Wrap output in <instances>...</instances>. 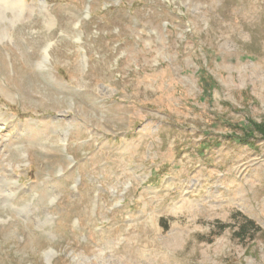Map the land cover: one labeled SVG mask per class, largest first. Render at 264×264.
Masks as SVG:
<instances>
[{
  "label": "rangeland",
  "instance_id": "obj_1",
  "mask_svg": "<svg viewBox=\"0 0 264 264\" xmlns=\"http://www.w3.org/2000/svg\"><path fill=\"white\" fill-rule=\"evenodd\" d=\"M40 1H0V264H264V0Z\"/></svg>",
  "mask_w": 264,
  "mask_h": 264
},
{
  "label": "bare ground",
  "instance_id": "obj_2",
  "mask_svg": "<svg viewBox=\"0 0 264 264\" xmlns=\"http://www.w3.org/2000/svg\"><path fill=\"white\" fill-rule=\"evenodd\" d=\"M0 1H4V0H0ZM16 4V3H15ZM17 4H19V6H24V2H23V0H17ZM39 8L41 9V10H45V6H44V3H43V1L41 0L40 1V3H39ZM0 14H2V15H4V17H5V19H8L7 17H6V14L5 13H3V12H0ZM47 53H46V51H45V60H46V58H47ZM11 177H9V178H0V188H3V189H5V191L8 193V196H7V198H8V201L10 202L9 204L11 205V203L13 202V200H12V198H13V196L15 195V191H17L18 190V186H20L18 183H16V181H14L13 182V179H10ZM13 206V205H12ZM12 206H10V207H12ZM24 208H26V207H24ZM25 211V210H24ZM48 222V220L46 221L45 220V224Z\"/></svg>",
  "mask_w": 264,
  "mask_h": 264
},
{
  "label": "trees",
  "instance_id": "obj_3",
  "mask_svg": "<svg viewBox=\"0 0 264 264\" xmlns=\"http://www.w3.org/2000/svg\"><path fill=\"white\" fill-rule=\"evenodd\" d=\"M245 225H246V226L249 225V227H252L253 229H256V228L254 227V224H253L252 222L246 220V221L244 222V224L241 226L242 232H246V231H247V230L245 229Z\"/></svg>",
  "mask_w": 264,
  "mask_h": 264
}]
</instances>
